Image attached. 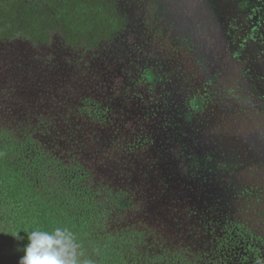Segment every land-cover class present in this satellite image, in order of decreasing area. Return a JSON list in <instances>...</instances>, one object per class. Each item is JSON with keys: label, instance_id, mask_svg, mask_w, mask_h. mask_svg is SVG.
<instances>
[{"label": "flooded vegetation", "instance_id": "af4514ba", "mask_svg": "<svg viewBox=\"0 0 264 264\" xmlns=\"http://www.w3.org/2000/svg\"><path fill=\"white\" fill-rule=\"evenodd\" d=\"M235 1L42 0L22 28L0 32L4 44L13 36L31 43L39 66L0 76V123L29 122L19 145L85 175L110 205L104 222L119 220L105 232L161 264H264L250 208L264 48L257 80L236 52L233 17L224 19ZM254 25L255 43L264 24ZM117 39L129 54L86 66ZM58 49L71 52L66 67ZM85 73L93 93H69L70 78Z\"/></svg>", "mask_w": 264, "mask_h": 264}, {"label": "trees", "instance_id": "16d2710c", "mask_svg": "<svg viewBox=\"0 0 264 264\" xmlns=\"http://www.w3.org/2000/svg\"><path fill=\"white\" fill-rule=\"evenodd\" d=\"M37 1L42 2L0 0V32L23 26L26 11H30L28 15L38 13ZM225 7L224 19L231 15L235 21L231 20L230 27L236 52L256 69L253 76L259 80L261 60L256 58V51L264 48V34L256 29L254 43L248 27L264 24V0H236L235 15L231 14V6ZM258 38H262L261 44H257ZM261 123L258 118L255 128ZM258 139L257 144L262 146H258L254 159L260 166L252 172L254 194L250 208L253 222L264 233V129ZM19 143V138L0 134V264H18L31 231L51 232L56 227L69 229L80 244L83 258L93 260L94 264H161L137 251L136 243H120L121 236L105 232L103 222L110 205L96 195L85 175L64 164L42 163L45 155L26 151Z\"/></svg>", "mask_w": 264, "mask_h": 264}, {"label": "rangeland", "instance_id": "374dc122", "mask_svg": "<svg viewBox=\"0 0 264 264\" xmlns=\"http://www.w3.org/2000/svg\"><path fill=\"white\" fill-rule=\"evenodd\" d=\"M129 10H125V12L127 11H131V7H128ZM10 29H12V27H10ZM8 42L7 44H4V41L6 40H1L0 41V76L2 75H6L9 74L8 70L9 69H13V75H15L17 73V71H24L27 72L28 74H31V72L38 70L39 66L37 64V60H35V55L33 52V45L31 43H29L27 40H25L24 37H19V36H13L10 38H7ZM92 50H87L86 52H91ZM59 52V53H58ZM36 53H41V52H37ZM47 52H42L41 53V57L42 59L46 60L49 58L48 54H45ZM71 52H67L65 49H58L57 54H58V64L61 65V67H66L67 64V56L71 58V56L67 55ZM8 54V58H10V60H6L4 55ZM60 54V55H59ZM129 54L127 48L124 46V44H122L121 39H117L114 42H106L103 43L100 46L99 50H94L92 51V53H90V55H95L97 56V58H95L94 60H91V62H87V65H92L96 62H104V61H108L111 58H115L118 57L119 55H127ZM44 55V56H43ZM64 58L63 61H61V58ZM35 58V59H34ZM41 59L40 64H43L45 62H43V60ZM6 60V61H5ZM13 60V61H12ZM7 65V66H5ZM121 67H124L123 65H121ZM87 72V71H86ZM70 79H72L68 85H67V90L69 93L78 90H82V93H84L85 95L93 93V89H92V85L94 83V81L91 80V78L89 76H87V74H75L73 77H71ZM55 83V80L52 82V84ZM9 84V87L11 86H18V85H13L11 83H7L6 85ZM19 84V83H18ZM56 85V83H55ZM82 87V89L80 88ZM21 98V97H19ZM1 104V103H0ZM29 122H27L26 120H15L13 124L9 123L8 125L4 122V123H0V134L6 131H9L11 133H13L12 135H14V138H19L20 140H24L26 137V134L24 132V130L26 129L27 131V126H28ZM12 127V128H9ZM4 131V132H3ZM23 138V139H21ZM30 137H28L29 139ZM20 148H24V145H20ZM153 177V175L151 176ZM154 181V180H153ZM157 181L151 182L150 185H156ZM118 218L116 217V220L113 219L111 216L108 217L104 224L106 225L107 231H109L110 233L113 232V228L116 227V222L119 223V220H117ZM167 220V216L165 214H162L160 217V220H158V223L160 226H163L166 223ZM172 226L171 221H169L167 223V227ZM177 228V227H176ZM174 228V230L176 229ZM186 233V231H185Z\"/></svg>", "mask_w": 264, "mask_h": 264}, {"label": "clouds", "instance_id": "9594fccd", "mask_svg": "<svg viewBox=\"0 0 264 264\" xmlns=\"http://www.w3.org/2000/svg\"><path fill=\"white\" fill-rule=\"evenodd\" d=\"M27 239L18 264H94L93 260L83 258L80 244L67 228L34 230Z\"/></svg>", "mask_w": 264, "mask_h": 264}]
</instances>
